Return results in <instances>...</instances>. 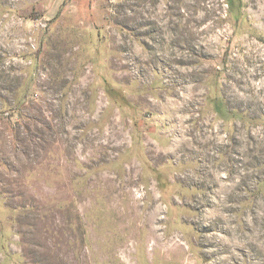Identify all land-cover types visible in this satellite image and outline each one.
Returning <instances> with one entry per match:
<instances>
[{
	"label": "rangeland",
	"instance_id": "rangeland-1",
	"mask_svg": "<svg viewBox=\"0 0 264 264\" xmlns=\"http://www.w3.org/2000/svg\"><path fill=\"white\" fill-rule=\"evenodd\" d=\"M0 264H264V0H0Z\"/></svg>",
	"mask_w": 264,
	"mask_h": 264
}]
</instances>
